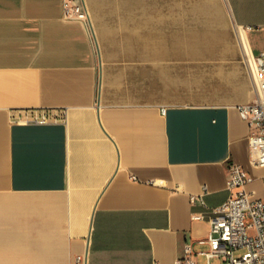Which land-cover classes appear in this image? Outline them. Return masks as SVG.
I'll list each match as a JSON object with an SVG mask.
<instances>
[{"label": "crops", "instance_id": "0c3cea01", "mask_svg": "<svg viewBox=\"0 0 264 264\" xmlns=\"http://www.w3.org/2000/svg\"><path fill=\"white\" fill-rule=\"evenodd\" d=\"M167 1L84 0L90 29L64 0H0V264H176L186 243L208 248L210 224L192 215L228 199L231 162L264 201L239 111L253 83L162 104L158 85H142L140 51L101 33L156 26ZM224 2L246 51L264 53V0ZM43 113L56 118L25 122ZM204 186L207 207L192 205Z\"/></svg>", "mask_w": 264, "mask_h": 264}, {"label": "rangeland", "instance_id": "374dc122", "mask_svg": "<svg viewBox=\"0 0 264 264\" xmlns=\"http://www.w3.org/2000/svg\"><path fill=\"white\" fill-rule=\"evenodd\" d=\"M161 5L166 9L158 10L161 23L156 26L101 30L123 38L127 51H140L142 85H158V102H219L243 94L250 82L254 85L243 31L232 24L224 0H169ZM179 42L185 54L175 51Z\"/></svg>", "mask_w": 264, "mask_h": 264}, {"label": "built area", "instance_id": "2783aa9c", "mask_svg": "<svg viewBox=\"0 0 264 264\" xmlns=\"http://www.w3.org/2000/svg\"><path fill=\"white\" fill-rule=\"evenodd\" d=\"M64 16L80 20L92 28L84 0H64ZM248 62L256 97L253 102L240 105L239 111L250 127V161L255 167H264V53L248 55ZM162 110L165 112V108ZM55 118L43 113L25 119V122L43 124ZM252 180L241 165L234 162L229 164L228 199L206 214L192 215L193 220H207L210 224L209 234L198 240L199 245H207L208 248L195 250L191 243H186L184 255L176 264H264V201L252 199L249 193L241 190ZM205 193L206 186L201 193L191 194V204L207 207ZM196 257H204L205 262H199Z\"/></svg>", "mask_w": 264, "mask_h": 264}]
</instances>
